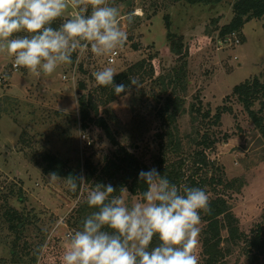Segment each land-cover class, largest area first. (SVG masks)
<instances>
[{"label": "rangeland", "instance_id": "obj_1", "mask_svg": "<svg viewBox=\"0 0 264 264\" xmlns=\"http://www.w3.org/2000/svg\"><path fill=\"white\" fill-rule=\"evenodd\" d=\"M233 1L189 4L184 0H108L120 9L121 27L127 32V41L117 48L119 56L112 63L108 56L93 55L89 47L83 53H73V62L60 65L50 76L42 73L36 77L24 68L14 71V58L0 53V264H62L68 235L83 227L85 218L78 224L74 211L100 183L98 171L104 157L117 146L92 123L82 128L77 105L80 95L91 96L118 146L146 165L153 164L159 153L160 108L166 97H179L182 103L175 124L183 149L189 150L186 137L192 136L194 129L212 134L217 142L205 151L207 157L221 165L226 180L242 182L238 192H224L239 230L248 233L261 222L264 139L236 99L224 97L245 79L256 76L264 81V16L247 21L234 33L237 45L219 43L223 37L218 31L231 19ZM80 13V9L69 7L52 27L59 28ZM90 13L89 6L84 14ZM130 13L135 15L128 23ZM164 15L171 31L182 37L183 46L194 40L201 42V47L186 57L179 84L174 80L180 61L169 51ZM149 62L155 69L153 76L146 70ZM129 66V78L138 81V88L132 86L127 93L107 101L109 88L97 85L93 73L105 67H113L118 73ZM198 103L201 113L208 109L212 115L223 104L231 111L223 113L216 126L190 111V106ZM258 107L256 101L252 108ZM44 154L60 157L85 178V160L96 169L87 183L73 192L64 178L49 182L48 174L42 171ZM121 195L129 206L141 200L126 188L113 196ZM61 218L63 223L58 224ZM18 221L17 229L9 228ZM199 228V264H206L201 242L203 222ZM218 249L222 255L215 264H248L241 243L222 240ZM260 263L264 264V257L254 264Z\"/></svg>", "mask_w": 264, "mask_h": 264}, {"label": "clouds", "instance_id": "obj_2", "mask_svg": "<svg viewBox=\"0 0 264 264\" xmlns=\"http://www.w3.org/2000/svg\"><path fill=\"white\" fill-rule=\"evenodd\" d=\"M89 6L91 13L84 14ZM69 7L81 13L59 28L51 27ZM134 15L127 16L128 23ZM126 41L120 9L108 0H0V53L14 58V68L27 69L36 77L71 64L73 53L90 47L97 57L110 56ZM116 75L113 67L93 73L97 85L111 86L117 96L132 86L138 88L133 78L128 85L116 84ZM48 178L50 183L62 179L56 172ZM64 179L73 192L87 183L83 175ZM138 182L146 189L131 206L123 195H112L117 190L111 183L95 184L87 204L98 210L83 220L81 230L68 235L62 264H199L200 212L210 211L205 190L172 183L155 167L141 170ZM154 237L159 243L152 247Z\"/></svg>", "mask_w": 264, "mask_h": 264}, {"label": "trees", "instance_id": "obj_3", "mask_svg": "<svg viewBox=\"0 0 264 264\" xmlns=\"http://www.w3.org/2000/svg\"><path fill=\"white\" fill-rule=\"evenodd\" d=\"M177 2L179 0H170ZM189 4L196 3H217L221 0H184ZM264 16V0H234L232 3V17L223 24L218 31L220 37L226 34L239 32L242 26L251 19H257ZM164 28L166 36L169 39V51L176 55L180 61L179 71L176 73L175 82H180L181 76L184 74L186 57L201 47V42L194 40L183 46L182 37L172 32L170 29V21L167 15L163 16ZM52 27V25H51ZM264 31V25L262 26ZM144 61L139 63L142 67ZM147 65V72L150 76L155 73L154 66L151 62ZM132 72V67L129 66L124 71L118 72L114 77V82L120 84L129 82V75ZM80 89L83 85L80 84ZM109 88L107 101H112L116 98L114 89L111 86L101 88ZM178 87H180L178 85ZM184 91L183 87H180ZM121 93L119 96L123 95ZM234 97L246 112L253 126L257 129L260 136L264 139V81H260L258 77L253 76L243 80L231 88L230 94L224 99ZM259 102L257 110L252 108L255 102ZM182 101L179 97H166L165 103L160 108L159 114L162 118V127L157 134L160 139L159 153L153 164L146 165L133 153L128 152L123 147H119L117 141L112 136L109 126L102 116L98 113L97 106L93 103L90 95H80L77 99L79 122L82 128L86 127L88 122L95 125L97 128L104 131L116 149L109 155L104 157V162L98 173L100 175L99 182L103 184L111 183L118 194L122 188H126L132 195L142 199V193L146 189V185L138 182V174L141 170L157 168L163 175L177 185L187 184L191 187H198L205 190L206 194H212L209 198L210 211H201V222H203L202 247L207 255L206 264H215L222 255L218 249L222 240L230 243H241V252L248 264H254L264 257V212L261 216V222H258L252 227L248 233L239 230L238 220L231 211V207L227 201L224 192H238L242 186V182L238 179L226 180L224 170L221 165L207 157L205 151L210 149L217 139L206 129L200 131L194 129L193 135H187L186 143L189 150L183 149L182 139L178 135L176 126V118L179 114V108ZM190 111L193 114H199L202 119H208L209 123L219 125L220 117L223 113H230L231 109L226 105H219L215 108L211 115L210 111H202L201 103L197 106H190ZM207 124V123H206ZM226 137V136H225ZM173 159H171L170 157ZM42 171L45 174L56 172L61 178L80 175L78 170H74L67 165V162L60 157L52 154H44L42 156ZM84 170L87 172L86 180H88L96 169L92 164L85 160ZM96 208H91L87 204V200L78 204L75 209V220L81 224V218H86L92 212L97 211ZM77 215V217H76ZM20 222L9 224V228L17 229ZM111 231V229H105ZM226 233V237L222 233ZM159 243L158 237H154L152 245L156 246Z\"/></svg>", "mask_w": 264, "mask_h": 264}, {"label": "built area", "instance_id": "obj_4", "mask_svg": "<svg viewBox=\"0 0 264 264\" xmlns=\"http://www.w3.org/2000/svg\"><path fill=\"white\" fill-rule=\"evenodd\" d=\"M219 43H224V45H231V43L237 45L239 43V40L235 37L234 33H231V34H226L225 36H223V38L221 39V41ZM118 56H119V51L116 49L113 51V53L110 56H108L107 61L109 63H112V62H114V60ZM13 62H14V60L11 62L12 69L14 71H17L18 69L13 67ZM82 137H84V136H82ZM88 144H89V142H88ZM260 264H262V263H260Z\"/></svg>", "mask_w": 264, "mask_h": 264}]
</instances>
